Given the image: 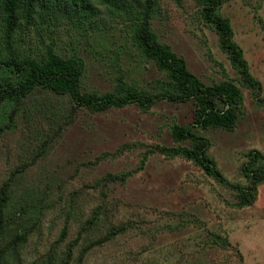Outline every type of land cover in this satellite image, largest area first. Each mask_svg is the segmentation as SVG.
I'll return each instance as SVG.
<instances>
[{
  "label": "rangeland",
  "instance_id": "obj_1",
  "mask_svg": "<svg viewBox=\"0 0 264 264\" xmlns=\"http://www.w3.org/2000/svg\"><path fill=\"white\" fill-rule=\"evenodd\" d=\"M158 7L152 20L154 31L183 57L194 75L206 83L230 78L238 84V73L220 50L215 31L202 22L193 0H158ZM219 11L229 19L233 39L242 48L251 74L260 81L264 96V0H227ZM100 17L107 26L109 43L118 44L129 22L105 9ZM65 33L61 30L57 38L62 52L68 46ZM29 37L34 41L32 32ZM80 42L78 50L87 64V88L112 89L116 73L111 60L105 56L101 61L95 59L84 41ZM133 64L130 57L120 61V67L129 68L127 78L140 86L147 87L161 75L152 61L138 69ZM240 89L242 115L236 127L199 129L198 133L209 139L207 154L221 173L231 182L245 183L240 172L244 153L248 149L264 152V106L250 90ZM193 108L191 100L163 99L146 111L136 104L99 113L82 110L45 155L21 174L14 173L15 169L37 153L46 124L40 115L17 117L16 128L0 134V186L4 181L11 183L10 211L21 204L25 214L20 223L31 229L26 242L4 264H60L65 253L70 254L66 264H238L235 249L242 255V264H264V184L257 187L252 205L238 208L229 189L183 158L153 153L139 167L147 146L173 144L168 124L189 123ZM123 144L122 153L112 156ZM103 152L111 155L96 160ZM127 170L134 172L124 184H109L105 197L99 193L95 182L100 177ZM99 204L107 209V222L82 233V221ZM34 212H39L35 214L39 221L33 225ZM183 212L189 218H200L199 223L173 229ZM118 223L125 224L124 233L93 246L77 260L90 238L104 235L110 224ZM64 225L66 232L61 237ZM200 225L227 236L231 246L202 250L194 243Z\"/></svg>",
  "mask_w": 264,
  "mask_h": 264
},
{
  "label": "trees",
  "instance_id": "obj_2",
  "mask_svg": "<svg viewBox=\"0 0 264 264\" xmlns=\"http://www.w3.org/2000/svg\"><path fill=\"white\" fill-rule=\"evenodd\" d=\"M193 1L202 22L217 34L220 50L238 73V84L230 78L211 83L201 81L187 68L181 55L159 40L152 27V20L159 9L158 0H0V134L14 130L19 116L36 118L40 115L46 124L36 145L39 150L33 157L21 161L14 173H23L37 157L45 155L82 110L99 113L136 104L146 111L158 100H191L194 105L191 121L168 124L173 144L147 146L139 167L153 153L168 159L183 158L229 189L234 195L235 207L252 205L257 199V187L264 184V152L248 149L244 153L246 159L240 164V172L246 182H231L207 154L209 139L198 130L234 129L242 115L243 93L240 87L250 90L255 101L264 106L261 83L251 74L242 48L233 39L229 19L219 11L227 0ZM102 9L110 15L121 14L129 22L126 34L118 44L108 41L107 26L100 17ZM61 30H65L68 41L64 52L57 45ZM31 32L34 41L29 37ZM80 41H84L95 59L101 61L105 56L111 60L116 73L112 89L100 92L87 88V64L78 50ZM107 52L111 54L104 55ZM128 57L134 60L132 68L136 69L152 61L161 75L150 80L147 87L132 82L127 78L129 68L120 67L121 59L125 61ZM124 146L126 144L118 147L112 156L122 153ZM109 154L103 152L96 160ZM133 172H107L95 182L100 186L99 193L105 197L104 188L112 183L124 184ZM10 185L4 181L0 186V264H4L7 257L26 242L31 229V226L24 229L20 223V217L25 214L21 204L10 211ZM39 212H34V217L30 218L33 225L39 221V214L35 215ZM107 219V209L99 204L82 221L80 231L93 230L106 223ZM199 220L198 217L189 218L183 212L172 227L178 229L187 223L196 225ZM11 224H14L12 229ZM199 227L201 231L194 236L197 240L194 243L202 250L231 246L227 236L201 225ZM125 229L124 223L110 224L104 235L90 238L81 247L77 260L81 261L93 246L113 239ZM65 232L64 225L60 236ZM234 253L237 263L242 264L241 253L236 249ZM69 255L65 253L60 264H66Z\"/></svg>",
  "mask_w": 264,
  "mask_h": 264
}]
</instances>
